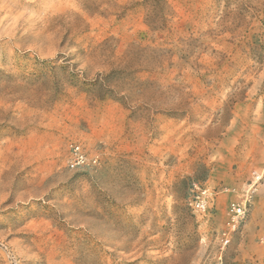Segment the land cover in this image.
Here are the masks:
<instances>
[{
  "label": "rangeland",
  "instance_id": "rangeland-1",
  "mask_svg": "<svg viewBox=\"0 0 264 264\" xmlns=\"http://www.w3.org/2000/svg\"><path fill=\"white\" fill-rule=\"evenodd\" d=\"M263 165L264 0H0V264H264Z\"/></svg>",
  "mask_w": 264,
  "mask_h": 264
},
{
  "label": "built area",
  "instance_id": "built-area-1",
  "mask_svg": "<svg viewBox=\"0 0 264 264\" xmlns=\"http://www.w3.org/2000/svg\"><path fill=\"white\" fill-rule=\"evenodd\" d=\"M88 163L95 164L96 159H89L83 152L80 146L75 145L71 150L69 160V168L76 169L87 165ZM264 182V165L254 170L247 183H245L238 191L236 199L232 200L228 205L227 221L225 228L221 234V243L227 245L230 241L232 233L240 226L244 219L250 200L256 193L258 186ZM209 192L207 189H199L193 199L190 201V206L194 212L203 213L207 210L209 204ZM259 240L264 244V231L260 233Z\"/></svg>",
  "mask_w": 264,
  "mask_h": 264
}]
</instances>
